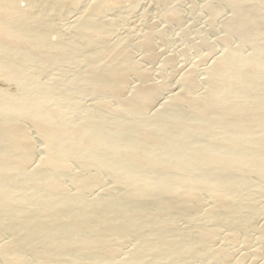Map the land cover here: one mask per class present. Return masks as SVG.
Listing matches in <instances>:
<instances>
[{
    "label": "bare ground",
    "instance_id": "bare-ground-1",
    "mask_svg": "<svg viewBox=\"0 0 264 264\" xmlns=\"http://www.w3.org/2000/svg\"><path fill=\"white\" fill-rule=\"evenodd\" d=\"M84 1L0 0L1 74L21 78L30 67L24 79L34 82V64L82 67L58 91L46 84L38 104L0 103L1 258L9 264L36 257L42 264H185L190 258L229 264L232 252L213 248L221 228L233 243L256 224L246 216L255 212L254 202L235 207L229 199L254 178L264 182V0H224L236 15L223 40L244 43L216 56L205 69L208 79L207 71L200 80L194 70L188 88L168 98L161 97L163 81H151L133 60L128 42L110 43L113 32L99 13L109 0H96L97 10ZM217 6L209 4L218 15ZM74 7L82 10L69 31L80 42H50L48 35ZM177 12L171 20L185 17ZM151 34L130 44L151 51ZM129 79L138 85L129 87ZM80 84H91L86 92L100 105L76 121L67 115L71 94L85 87ZM209 198L215 204L207 206ZM179 220H202L210 228L180 230Z\"/></svg>",
    "mask_w": 264,
    "mask_h": 264
},
{
    "label": "rangeland",
    "instance_id": "rangeland-1",
    "mask_svg": "<svg viewBox=\"0 0 264 264\" xmlns=\"http://www.w3.org/2000/svg\"><path fill=\"white\" fill-rule=\"evenodd\" d=\"M118 1L117 0L107 1L106 2L107 4L101 6L102 7L101 9L103 12L101 11V9L100 10L98 9L100 15L102 16V17L100 16L101 19L103 18L102 21L104 22V25L108 24L111 28L115 29V31H113V29L106 26V28L112 31L113 34L114 32L116 34V35L115 34L113 35L110 32V34H112V36L114 37L113 38L110 35V38H109L110 43L112 44L113 42L115 44V42H117L116 44H118L120 43V41H122V39H123L122 42L129 43V44H126V46L128 47V48L126 47V49L127 51L129 50L130 52L134 51L132 53H134L135 56L131 53L130 54H131V57L133 56L134 61H136L137 63L139 62L138 63L139 68L142 69L143 71H147L149 74H152L151 75L152 79L150 78L151 81L154 80L155 83L157 81L158 84L163 81L162 83H164V85L169 87L168 88L164 86L166 89L165 88L164 90L162 89L163 90L161 91V97L163 96L162 98H168L170 96H173L174 94L180 93V91L184 92V90L188 88L187 79L191 76L194 70L196 71L199 70L197 72L198 74L197 76L198 77L200 76L199 77L200 80L204 79V74L207 71V70L205 71V69H207L208 66L213 64L216 60H218V57L216 56H219L222 52L227 51V49L230 47L232 43H233L232 44L233 46L231 45V47H235L236 45L239 46L240 43L241 44L244 43L240 39L235 40V38H230V41L228 42L226 40H223V39H226L228 35H230L227 29V25H226L227 22L233 16L236 15L234 12L235 10L233 8H230L229 10L228 5L230 4L228 3L226 4L224 0H136L135 5L133 4V2H130V0H122V1L120 0L121 2L120 1L118 2ZM85 2L87 3V5L95 7V10H97V8H100V7L96 8L97 6L96 0H86L84 1V4H86ZM137 2L139 3L137 4ZM20 3L22 4V5L20 4V6L24 8L26 5V2L21 1ZM220 3L221 4L223 3V4L221 5ZM209 4H212L215 7L217 5L218 6L220 5L219 7L217 6L219 8L218 15L210 10ZM222 7H223L222 11L224 12L222 11L221 12L224 14H221L220 12ZM44 8L45 7H39L38 9H40V12L41 11L44 12L46 11ZM80 9H81L80 7L78 9L74 7L72 8V10H69V12L71 11L70 13H68L67 11V15H65L66 12L64 13L65 17H63L64 15L62 16V19L64 18L62 20L63 23L60 22L61 18L59 22L57 21L58 23L56 22V24L61 23L60 24L61 26L58 25L57 26L58 30L56 29L54 32L48 35V40L50 42H57L59 40L63 41V39H64V42L66 43L68 42L71 43L70 41H72V39L80 42L77 39V37H75V34L70 32L73 30V29L71 30V28H74L73 25H75L77 18H79L80 16V13L82 10ZM173 9H175V11L178 10L177 14L179 16L180 14H182L180 18H182L183 16L185 17L177 21L171 20L170 17H171ZM103 14L106 16V18ZM55 17H53L55 20L59 19V16L55 15ZM65 18L67 22L65 21ZM116 22L118 23L114 24ZM146 30L149 33H152L151 35H153V33L155 35L151 37L152 40H154V42L152 41L154 47L150 49L151 51H148L149 49L140 50L136 48L135 46L133 47L131 45V44L136 45L138 42H140V38L143 35L149 34ZM154 30H156V33ZM160 32L161 33L163 32L164 34H161ZM157 33L159 37L157 36ZM128 39L129 40L131 39L130 42L128 41ZM155 41H157L158 43ZM78 42H76L77 43L76 45H78ZM133 48H136L135 49L136 51ZM247 51L248 50H245L246 53ZM81 68L77 67L74 62L64 63L59 66L58 65L42 66L40 64H34L33 69L36 71V73H38V78L34 82H27L24 79L25 76H29L32 74V68L30 67L22 68L23 77L21 78L17 76H13V75L6 76L0 73V103L16 102L23 106L29 105L31 103L38 104L40 101V98L43 97L44 92L47 91V85L58 91L62 87L63 83L67 80V78H70L78 71L79 72L82 71ZM205 76H206L205 79H208L210 77L208 74V71L206 72ZM130 81H131V84H130ZM169 81L171 82L169 83ZM128 82H129L128 84L129 87H136L139 83L132 79H129ZM4 85L8 87V90H6L7 88H5ZM80 86L82 87L85 86V87L81 88V92H74L71 94V102L74 103V108L67 115V117L72 118L76 121L84 120L85 116L87 115V112H91L92 108L100 105V101L98 99L89 98L86 92L90 90L91 84H87V86L86 84H80ZM200 89L202 88L200 87ZM205 89L212 90L211 86H209L208 88L205 87ZM83 90H84V93L82 92ZM107 97L105 98V100L107 102L111 101V103L110 102L109 103L112 105V100L109 99V97L107 99ZM160 104L161 105L157 106L159 110L162 109L164 102ZM33 129L36 131L35 133L38 136V142L41 148L43 149L48 148L45 140L42 137L41 130L37 126L34 127ZM44 154L45 152L42 155ZM41 160H43L42 157H41ZM40 164H41L40 166L43 165L42 162ZM79 168L82 169L81 166H79ZM260 179L264 181V175ZM109 180L111 181V184L114 185V183H112V179L109 178ZM254 182L256 184H254ZM106 183L107 182H105L104 184ZM257 183H258V180L256 178H254V181L250 180L249 181L250 185L247 187L248 189L246 188V191H243L240 194H235L234 196L232 195L229 199L231 204H234L233 206L235 207H240L241 204L243 203H244L243 205H245L248 202H251V203L254 202L252 204L254 206L255 212L257 211L258 212L257 213L253 212V214H251L250 212L246 214V216H248V219H250L252 216H249V214L253 215L252 222L256 223L257 225L254 224L253 229H248L249 231L246 230L247 232L245 231L244 233L239 234L237 236L239 240L234 241L233 243L232 241L228 240V237L231 236L232 233L229 232L227 228L224 230L225 227H223L221 228V232L223 230V234H221V232L218 231L219 234L217 236L219 239L221 238L225 241H222L221 239H220L221 241H218L219 240L218 238L216 239L217 242L215 240L213 241V243L215 242L214 244L216 245L215 246L213 244V248L215 249L217 248L218 250L223 248L224 251H226V249L228 248L229 252L230 251L232 252V253H229V255H232V257L229 256V258L233 262L230 263L231 261L229 259L230 261L228 262L229 264H264V211H263L264 210V182H262V184L260 183L257 184ZM107 185L110 186L109 183L106 184V187H108ZM250 189H253L252 192L254 194L251 193ZM247 190H249L251 194ZM246 193L247 195L244 196ZM246 197H249V198H246ZM257 199L259 200L257 201ZM208 203L215 204V201L212 198H209L208 201L205 202V204L209 206L210 204L208 205ZM257 204L259 205L258 209L260 210L256 208ZM245 219H247V217ZM255 220L258 221V223ZM182 222L184 223L182 224ZM185 222L186 221L184 220H181V221L179 220L177 222V227L179 226L178 228L180 230H185L188 227V229L189 228L191 229L190 231L192 233H195L197 230L196 228L194 229V227H191L192 225H196V226L199 225L198 227L203 226L202 229L204 231L210 228V226L206 224L207 222H203L202 220H198L194 223H189V224ZM180 225L181 227L182 226L183 227L181 228ZM257 227L258 229H255ZM225 231H226V234H225ZM220 234L223 236L225 234V236L223 237ZM130 240L131 239H129L128 243L131 245V243L133 244L134 242L133 240L131 241ZM136 242H138V240H136ZM224 242H229L230 244H232L231 247L226 246ZM128 243H126L125 245L126 247L123 246L124 247L123 249H127L130 246ZM217 245L219 246L217 247ZM217 249L216 251H218ZM228 249H227V252H228ZM190 260H192L193 263L195 264H206V262H204L202 259L197 260L195 258H190L189 260L187 259L185 261V264H191L192 261ZM0 264H9V263L3 258H1L0 256ZM29 264H42V263H41V260L38 257H36L34 258L33 262L30 261Z\"/></svg>",
    "mask_w": 264,
    "mask_h": 264
}]
</instances>
